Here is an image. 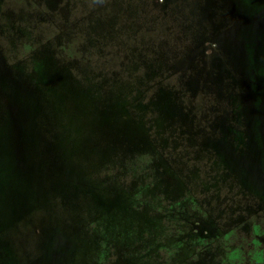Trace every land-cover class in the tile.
Listing matches in <instances>:
<instances>
[{"label":"rangeland","instance_id":"obj_1","mask_svg":"<svg viewBox=\"0 0 264 264\" xmlns=\"http://www.w3.org/2000/svg\"><path fill=\"white\" fill-rule=\"evenodd\" d=\"M220 1L69 0V40L66 0H0V264H252L264 126Z\"/></svg>","mask_w":264,"mask_h":264},{"label":"flooded vegetation","instance_id":"obj_2","mask_svg":"<svg viewBox=\"0 0 264 264\" xmlns=\"http://www.w3.org/2000/svg\"><path fill=\"white\" fill-rule=\"evenodd\" d=\"M222 1L223 0L220 1L221 4H222ZM225 1L226 2L223 1V4L221 5V7L222 8H224V7L228 8L230 11V15L223 20H220L218 17H216L215 22H216V24L219 25L218 29L220 31L219 32L215 31L214 33H210V35L214 34L213 36H216L217 34H220L223 40L229 39L231 43H234V44L239 43L243 46L244 51H242V53H243V55H247V60H248L247 62H248L249 67H250V72H251V74L254 78V81L256 83L257 112L260 111V109L262 110L260 112V116H259V125L264 126V123L262 122V116L264 117V0H225ZM161 3L166 4V2H164V0H161ZM245 4H247V6H249L248 11L245 10ZM70 5H71V3L69 2V0H66L65 3H62V5H59L58 11L56 10L53 13L51 12L52 14L48 13V15L51 14L53 16V18L51 19V22L49 23V24H52L53 27L56 26L57 28H59L60 25H65V24H68L70 22V25H72V29L70 31H68V33H67V36H69L68 37L69 40L74 38V30H73L74 29V26H73L74 22H72L74 18L70 19V13H71ZM0 7H1V3H0ZM46 9L49 11L48 8H45V10ZM45 10H44V12H45ZM249 11H251V13H249V15H247V12H249ZM63 12H65L64 16H63ZM217 12H218V7H217V10L215 12V15ZM0 13L2 15L4 14L3 11H1ZM43 17H45V15H43L42 18ZM240 17L241 18H249L250 19V26L248 29L241 27V31L235 32L234 27H235V24L238 21V19H240ZM45 20H48V19H45ZM80 22L84 23V24L87 23L86 18L82 17L80 19ZM4 25L8 26L7 23H5ZM11 27L14 28V26H12V25H11ZM30 27H32V26L29 25L28 28L25 30L26 32L28 30L29 36H31V34L33 33V30H32L33 28H30ZM215 30H217V28H215ZM221 30H226V31L221 32ZM0 33L4 35V30L1 29V27H0ZM8 33H11V29H10V31H8ZM11 34L13 35V32ZM210 35L208 36L209 38H211L210 40H215V38L213 39V36L210 37ZM5 37L8 38V35L5 34ZM41 37H39V38H41ZM208 37H204V38H208ZM36 38H37V40H39V38L37 36H36ZM33 40H35V39H33ZM31 43H33V42H31ZM212 45L213 44L208 43L205 45V47H206V49H211L212 47H215L214 45L213 46ZM60 49L63 51V55H66V54L70 55L68 46H65V48H60ZM2 51H3V49H2ZM71 52H73V51L71 50ZM5 56H6V54H5ZM6 60H7V57H6ZM198 86H199V84H198ZM202 102H204L203 99H202ZM261 106H262V108H261ZM260 130H263V128H260ZM261 138H262L261 144H262L263 149H264V131H263V136H261ZM192 202L195 205V201H192ZM192 209L194 211H202L200 209V207L197 205L193 206ZM260 210L261 211L256 212L254 215L251 216V218H254L253 220L249 219L246 222V223H248L247 227L250 228V230L253 232V239H249V242H248V246H249V248H251L250 251L255 253L251 257L252 261H253L252 264L253 263L254 264H260V263H258V260L255 259L254 257L259 255V253H262L264 250V246L261 245L262 243H264V230L263 231L259 230L261 228L264 229V208H262ZM185 219H187V218H185ZM192 219L188 220V221H190L191 223L196 219H198L199 221L200 220L203 221V219L200 217H197L194 220H192ZM197 227H198V225H197ZM204 233L206 234L207 232H204ZM204 233H201L199 236H194L193 237L194 241L191 240V238H187L185 240L186 244L190 245L193 248V244L197 243L196 242V240H197L198 242L201 243L200 249L204 253V250H205V249H203L204 241L207 239L206 238L207 236ZM223 234H225V233L224 232L221 233L220 236H222ZM180 243H183V242H180ZM242 243H244V241ZM197 244H199V243H197ZM233 246H234L233 244L227 243V244H224V248L219 247L220 251H222V250L225 251L223 253L222 260L223 259L226 260L227 261L226 263H228V264H230V262H232L231 261V259H232L231 254H233V252H231V253L228 252V251H230V249H228L227 247H233ZM261 247L263 248V250H261ZM193 254L194 253L189 254V256L187 258H189L191 260L193 258V256L196 255V254H194V255ZM192 261H194V260H192Z\"/></svg>","mask_w":264,"mask_h":264},{"label":"trees","instance_id":"obj_3","mask_svg":"<svg viewBox=\"0 0 264 264\" xmlns=\"http://www.w3.org/2000/svg\"><path fill=\"white\" fill-rule=\"evenodd\" d=\"M239 248L242 250V251H245L244 249H245V244L244 243H242L240 246H239ZM250 254H252V255H254L255 253H253L252 251H249L248 252V254H247V256H250ZM251 258V257H250ZM249 258V261H251V262H253L252 261V258L250 259ZM227 261L226 260H222V264H225ZM230 264H232V262H230Z\"/></svg>","mask_w":264,"mask_h":264}]
</instances>
